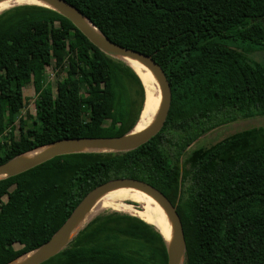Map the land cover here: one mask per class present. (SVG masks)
<instances>
[{
  "label": "trees",
  "instance_id": "obj_1",
  "mask_svg": "<svg viewBox=\"0 0 264 264\" xmlns=\"http://www.w3.org/2000/svg\"><path fill=\"white\" fill-rule=\"evenodd\" d=\"M66 1L114 43L155 59L171 107L162 130L133 151L59 156L0 180V264L46 243L92 190L118 178L177 202L185 264H264V126L186 153L217 127L264 117V64L249 58L264 51V0ZM56 55L65 63L55 96L47 71ZM127 74L144 92L131 68L53 10L0 14V125L10 130L0 164L59 140L131 131L143 103L133 121L118 108L116 85ZM31 83L44 87L35 115L24 117ZM42 264H167V252L153 225L106 211Z\"/></svg>",
  "mask_w": 264,
  "mask_h": 264
},
{
  "label": "water",
  "instance_id": "obj_2",
  "mask_svg": "<svg viewBox=\"0 0 264 264\" xmlns=\"http://www.w3.org/2000/svg\"><path fill=\"white\" fill-rule=\"evenodd\" d=\"M41 1L48 3L51 7H39L53 10L71 21L74 26L102 53L111 57L112 59L123 62L126 66L131 68L136 75L137 73L135 72V70L127 65L124 61H122L123 58H131L137 60L141 62L145 67H147L150 71H152L156 76L160 86L159 111L153 125L149 129L141 133H132L134 129L133 128L128 133L117 137H82L64 139L31 150L35 151L38 149H43L42 153H40L34 159H28L25 157V155L30 151L18 155L8 160L7 162L0 164V180L22 174L59 156L78 153H126L133 151L146 144L162 130L171 107L172 91L169 80L162 67L155 61L152 56L141 53L139 51L125 48L114 43L105 35H103L99 31V29L87 17H85L79 9H77L74 5L66 0ZM88 24H90L96 32L91 30ZM137 77L139 78L138 75ZM139 80L145 91V86L142 80L140 78ZM143 111L144 108L140 113V117ZM119 187H133L140 189L151 195L161 205L170 219L172 231V237L170 240H167L161 234V232H159L166 245L167 264H185L187 244L182 220L177 211V202L173 203L164 193H162L159 189L155 188L149 183L132 178L113 179L92 190L77 206L68 220L51 237L50 240H48L46 243L36 248L35 250L19 257L18 259L8 264H42L61 253L70 245V243L76 238L80 231H82L84 227L92 220V218L87 220V215L89 213V208L93 204L95 199L100 194Z\"/></svg>",
  "mask_w": 264,
  "mask_h": 264
},
{
  "label": "bare ground",
  "instance_id": "obj_3",
  "mask_svg": "<svg viewBox=\"0 0 264 264\" xmlns=\"http://www.w3.org/2000/svg\"><path fill=\"white\" fill-rule=\"evenodd\" d=\"M19 5H38L51 7L41 0H1L0 14ZM89 28L95 29L88 24ZM127 65L132 67L142 80L144 91V111L136 123L132 133H141L149 129L157 118L160 105V86L154 73L141 62L123 58ZM145 104V107H144ZM142 108V110H143ZM43 149L30 151L25 155L28 159L36 158ZM133 204H137L136 208ZM113 211L135 216L144 222L153 225L161 234L170 240L172 237L170 219L161 205L148 193L133 187H119L100 194L89 208L87 220L106 212ZM23 260V259H22ZM20 260V261H22Z\"/></svg>",
  "mask_w": 264,
  "mask_h": 264
},
{
  "label": "rangeland",
  "instance_id": "obj_4",
  "mask_svg": "<svg viewBox=\"0 0 264 264\" xmlns=\"http://www.w3.org/2000/svg\"><path fill=\"white\" fill-rule=\"evenodd\" d=\"M249 58L252 61L261 62L264 64V51L261 50L250 54ZM64 63L65 59L60 55H56L52 58V66L48 68L47 71L49 82L52 84L53 93L55 96L60 93L59 84L62 79L60 77H57V73L60 66H62ZM124 73L126 74V72ZM43 87L44 85H36L35 83H31L24 89L26 103L22 111V116L26 117L27 115H35V103L39 99ZM144 96V92H142L137 83L132 80L129 75L126 79L124 77H121L120 81L116 85V102L118 104L117 106L121 110L129 111L130 119H132V121L135 120L139 114V110L142 107ZM261 126H264V117L239 119L235 122L222 125L201 136L187 149L186 153H190L200 147H210L236 132ZM9 132L10 130L7 127L0 125V145L6 143V139L9 136ZM133 205L136 208H139L137 204Z\"/></svg>",
  "mask_w": 264,
  "mask_h": 264
}]
</instances>
